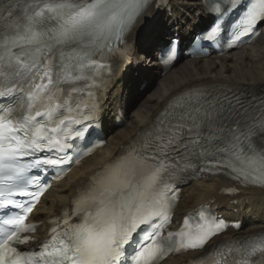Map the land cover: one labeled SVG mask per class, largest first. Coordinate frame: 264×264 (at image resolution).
Listing matches in <instances>:
<instances>
[{"label": "snow or ice", "instance_id": "6c2138e0", "mask_svg": "<svg viewBox=\"0 0 264 264\" xmlns=\"http://www.w3.org/2000/svg\"><path fill=\"white\" fill-rule=\"evenodd\" d=\"M148 4L0 0V264H157L167 252L203 248L226 227L201 213L195 229L185 220L187 231L161 238L175 201L166 198L172 184L165 176L174 182L189 169L217 170L264 187V100L189 89L170 98L139 147L92 178L73 213L80 223L66 214L38 249L19 248L34 239L23 234L36 230L26 220L43 192L30 171L64 162L43 154L70 148L72 125L93 119L88 99L101 66L96 57L126 55L114 41ZM231 8L241 10L237 39L264 23V0H231ZM213 249L212 264H264L261 234Z\"/></svg>", "mask_w": 264, "mask_h": 264}, {"label": "bare ground", "instance_id": "6f19581e", "mask_svg": "<svg viewBox=\"0 0 264 264\" xmlns=\"http://www.w3.org/2000/svg\"><path fill=\"white\" fill-rule=\"evenodd\" d=\"M154 3L149 1L134 26L127 31V41L134 42L130 57L115 65L118 77L110 84L104 103L106 145L84 159L42 197L33 213L34 220L41 223L35 236L44 234L49 219L60 214L99 168L121 153L154 122L170 98L197 88L223 87L264 93V24L260 35L251 44L222 55L186 58L163 73L157 54L169 36L176 32L186 42L187 34L200 29L207 18L200 0H170L171 15L162 12L141 32L143 21L154 14ZM145 53H148L147 58ZM151 76L154 78L152 86L142 93L143 81ZM118 109L124 111L125 120L117 125L112 120ZM231 186L234 182L221 176H201L191 180L182 187L174 219L180 220L184 214L207 205L221 217L241 222L239 229L228 228L208 247L225 240L264 234V189L239 188L238 194L225 195V190ZM200 253L170 257L162 264H182Z\"/></svg>", "mask_w": 264, "mask_h": 264}, {"label": "rangeland", "instance_id": "374dc122", "mask_svg": "<svg viewBox=\"0 0 264 264\" xmlns=\"http://www.w3.org/2000/svg\"><path fill=\"white\" fill-rule=\"evenodd\" d=\"M183 61V60H182ZM153 81H154V78L151 76V77H149L146 81H145V83H144V85L141 87V91H142V93L143 92H146V91H148L149 90V88L152 86V84H153ZM137 96H139V95H137ZM138 99L140 100V97H138Z\"/></svg>", "mask_w": 264, "mask_h": 264}]
</instances>
